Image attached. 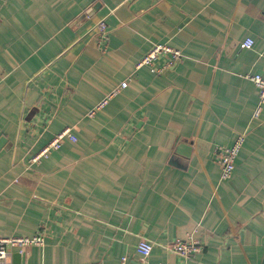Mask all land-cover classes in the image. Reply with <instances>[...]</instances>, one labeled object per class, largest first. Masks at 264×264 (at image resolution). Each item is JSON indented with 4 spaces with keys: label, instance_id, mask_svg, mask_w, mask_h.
<instances>
[{
    "label": "crops",
    "instance_id": "obj_1",
    "mask_svg": "<svg viewBox=\"0 0 264 264\" xmlns=\"http://www.w3.org/2000/svg\"><path fill=\"white\" fill-rule=\"evenodd\" d=\"M154 43L180 56L137 67ZM263 52L264 0H0V236L44 240L8 264H142L140 238L149 262L183 264L165 246L190 238L186 264H264V105L252 118L245 76ZM240 132L220 179L214 148Z\"/></svg>",
    "mask_w": 264,
    "mask_h": 264
},
{
    "label": "built area",
    "instance_id": "obj_2",
    "mask_svg": "<svg viewBox=\"0 0 264 264\" xmlns=\"http://www.w3.org/2000/svg\"><path fill=\"white\" fill-rule=\"evenodd\" d=\"M98 32L101 40L105 38V28L106 23L103 20L98 21ZM239 46L241 48H251L253 46V39L250 37L245 38L242 42H240ZM168 53L172 58H177L180 56V52L178 49L171 47L170 45L163 43H154L151 45L149 50L144 54L140 60L136 63V66L140 65H148L151 66L152 61L159 55ZM264 54V52H263ZM170 63V62H169ZM153 70V69H152ZM256 86L258 91V100L256 106L252 111V118H258L262 106L264 105V73H254V74H246ZM127 79L121 80L118 85L114 86L103 96L100 100H98L93 107L88 111V114H92L96 109L101 108L106 105L112 96L116 95L121 88L126 86ZM65 137H68L71 140L75 139V136L70 133V128L65 127L59 130L50 141H48L44 146L40 148L38 152H36L31 158L28 160L30 163H37L40 159L48 156L49 152L53 149L59 147L61 142ZM244 140V132L238 133L232 144L229 146H220L217 145L214 148V157L215 161L219 165L220 168V179H228L231 176L234 167V158L237 155L242 143ZM44 242L43 237L40 235H32V236H21V235H10V236H0V264H8L7 256L9 255L8 247L12 246H26L29 244H37L42 245ZM153 242L149 239L140 238L136 244V251L139 254V258L142 264H159L154 262H149L147 260L148 255L150 254L153 248ZM167 249L171 250L179 254L184 263L188 260L190 254L198 249L197 245L193 243V241L188 239L176 238L172 243L165 246ZM118 264H127L126 256H121Z\"/></svg>",
    "mask_w": 264,
    "mask_h": 264
},
{
    "label": "water",
    "instance_id": "obj_3",
    "mask_svg": "<svg viewBox=\"0 0 264 264\" xmlns=\"http://www.w3.org/2000/svg\"><path fill=\"white\" fill-rule=\"evenodd\" d=\"M3 145V138H0V147Z\"/></svg>",
    "mask_w": 264,
    "mask_h": 264
}]
</instances>
